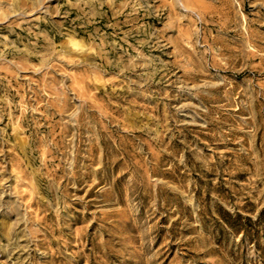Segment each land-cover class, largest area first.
<instances>
[{"label": "rangeland", "instance_id": "1", "mask_svg": "<svg viewBox=\"0 0 264 264\" xmlns=\"http://www.w3.org/2000/svg\"><path fill=\"white\" fill-rule=\"evenodd\" d=\"M0 264H264V0H0Z\"/></svg>", "mask_w": 264, "mask_h": 264}]
</instances>
